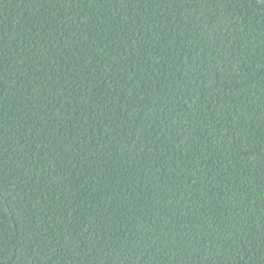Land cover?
I'll return each instance as SVG.
<instances>
[{"label": "trees", "instance_id": "1", "mask_svg": "<svg viewBox=\"0 0 264 264\" xmlns=\"http://www.w3.org/2000/svg\"><path fill=\"white\" fill-rule=\"evenodd\" d=\"M0 264H264V0H0Z\"/></svg>", "mask_w": 264, "mask_h": 264}]
</instances>
